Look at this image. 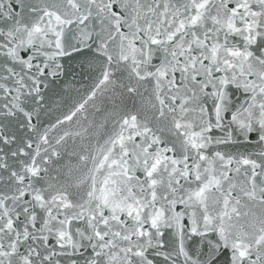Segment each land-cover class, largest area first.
Returning a JSON list of instances; mask_svg holds the SVG:
<instances>
[{
	"label": "snow or ice",
	"instance_id": "obj_1",
	"mask_svg": "<svg viewBox=\"0 0 264 264\" xmlns=\"http://www.w3.org/2000/svg\"><path fill=\"white\" fill-rule=\"evenodd\" d=\"M0 264H264V0H0Z\"/></svg>",
	"mask_w": 264,
	"mask_h": 264
}]
</instances>
